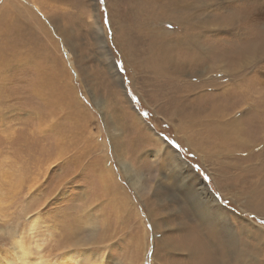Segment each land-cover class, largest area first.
I'll use <instances>...</instances> for the list:
<instances>
[{
	"label": "rangeland",
	"instance_id": "rangeland-1",
	"mask_svg": "<svg viewBox=\"0 0 264 264\" xmlns=\"http://www.w3.org/2000/svg\"><path fill=\"white\" fill-rule=\"evenodd\" d=\"M162 1L37 0L42 16L30 0H0L1 18L25 4L29 25L36 17L47 31L27 47L16 40L17 55L0 40V260L21 238L51 264L76 251L100 264H201L213 249L193 198L227 221L246 264L264 263V49L231 74L243 57L234 52L264 39V0L195 1L197 22L210 26L199 41L228 54L203 58L215 65L207 72L172 75L147 62L155 36L177 31L173 14L183 15ZM217 101L225 108L212 124L176 114Z\"/></svg>",
	"mask_w": 264,
	"mask_h": 264
},
{
	"label": "bare ground",
	"instance_id": "bare-ground-1",
	"mask_svg": "<svg viewBox=\"0 0 264 264\" xmlns=\"http://www.w3.org/2000/svg\"><path fill=\"white\" fill-rule=\"evenodd\" d=\"M23 1H24V3H26L25 0H23ZM46 1L47 0H42V3L43 4L46 3L48 5V2H46ZM48 1H51V2L56 1V3H57V1H61V0H48ZM195 1H198V0H192V1H188V0H163L161 2V4H163V2H164V5H167V8H170V6H172L174 11H177L178 9L183 10V15H181V16H178L177 13L173 14L179 23V28L177 29V31L166 33V32H164L165 30H163L162 33H164V35L167 34V36H165V37H163V36L160 37V36L156 35L155 40L152 44L153 47H151V49H150V55L147 58V62L148 61L152 62L155 68L161 69L163 71L162 73H165L166 75L167 74L172 75L175 73H179V74L184 73L185 74V72L188 71L187 65L191 66L190 74L191 73L193 74V73L199 72V71H201V72L206 71L207 72L208 68H210L209 70H212L215 67V65H211V64L206 65L203 63L206 66L205 67H204V65L200 66L204 60L203 58L210 57V56L220 58V57L228 54V53H219L220 48L217 49L216 46H214V47L204 46L199 41V39H198L199 30H201L202 28L206 29L207 27H210V26L205 25V24H200V22L199 23L197 22V18L199 15H197V14H195V12H193V6H194L193 3ZM36 2H37V0H30V6L33 7L42 16H45L43 11H41L43 9V8H41V4L39 6V5H37ZM54 6L55 5L53 4L52 7H54ZM158 7L160 8V6H158ZM168 11H170V10H168ZM194 14L196 16H194ZM32 15L33 14L25 6V4H23V6L10 5V6H7L6 9H3V17L2 18L0 17V21H1L0 22V40H3L6 38L5 40L8 42L7 50L11 51V53L12 52L15 53V55L19 54V52L17 51L18 49H16L17 45H14V43H16L15 42L16 40H18L19 42H23L25 47H27L29 45L31 38H34V36H36L37 39H39L43 42H44V40H46L45 34L47 35V33H46L47 31L43 26L37 25V18L36 17H35L36 27L29 25L28 20H29V18H31ZM0 16H1V14H0ZM33 19H34V17H33ZM192 20H194L195 22H193ZM195 23H198V25ZM38 28L40 29V31L42 33H38ZM36 42H38V41H36ZM259 42L260 43L257 46H255L254 48L252 47V49L249 47H246V48H242V50L240 52H239V49H237V51L234 52V54H236L238 52L237 54L240 56L243 55V57L240 61H238V62L233 61L231 63V66H232L231 74H233V73L236 74L237 71L240 69V67H245L251 63V60L253 57V56L251 57V53H253L255 56L257 54L262 53V50L264 49V39L259 41ZM24 45H22V46H24ZM44 45H45V47H47L46 43H44ZM248 46L251 47L253 45H248ZM21 48H23V47H21ZM183 49H185V51H186L185 54H184V52H181V51H183ZM177 53H179V54H177ZM124 54H126V53H124ZM182 56H184L185 58L184 57L181 58ZM211 66H213V67H211ZM216 86L217 85H215V87ZM221 90H222L221 95H223V96L225 95L224 97L220 96L221 102H222L225 99V97L227 96L228 90L226 88H222ZM186 96H187V94H186ZM186 96H182V97L187 98ZM224 108H225L224 102L218 103V101H217V103H215L211 106L205 105V106H203V108L200 106L197 108H192L191 110L186 109V107L184 109L179 108V109H177L178 111H176V114L180 113V115H184V114H182V112L185 114L188 113L189 117H193V119L197 118L196 119L197 122H199V120H200V121H203V124L208 125V124H212V123H210L211 120L208 119L207 117L211 118V116L214 113L216 115V118H217V111L224 109ZM206 110L208 112L204 113L202 115V117L199 118L200 117L199 115L202 113V111L205 112ZM234 123H235V119H230L228 121V125L230 127L231 126L234 127ZM221 124H222V122H221ZM217 129H219V128H217ZM226 129H227V127H226ZM236 130H235V132H236ZM205 131H206V129H205ZM211 131L212 130H210V132ZM228 131H229V129H228ZM227 141H229V140H227ZM122 160H125V159L122 158ZM123 163L124 162L122 161L121 166L123 167L124 174H126L129 177L130 183L134 187L133 189L134 190L137 189L139 191L145 190L146 185L142 182V178L140 177V175H137L136 173L131 172L132 170L130 169V167L127 166L126 164H123ZM111 181H112L111 184L115 185V183H114L115 180L114 181L111 180ZM104 190L107 192L109 191V184L108 183L105 184ZM188 201L190 202L193 209L196 211V217L202 222L203 226L201 229L199 228V230H203V229L206 230L207 232H209V235H208L209 238H211L208 241L212 245L213 250H211V249H207L208 251L202 250L203 254H205V256L203 257L204 263L202 262L201 264H246L247 262H249L248 260L250 259L249 258L250 257V251H246V249H245L246 247L240 248L242 246L241 242H239V240H237L234 237L236 235H234V232L231 230L230 226L227 224V221L224 218H222L220 215L219 216L214 215V214H217V212L209 211L207 208H205L203 205H201V203L198 199L191 198V199H188ZM186 219H189V221L191 220L188 217ZM216 221H219V222H216ZM185 227H186V225L183 221H178V223L176 224L177 229L178 228L183 229ZM33 229L36 230V228L32 227L29 232H31ZM241 229H242V227H241ZM37 232L39 233L40 231H37ZM30 235H31V233H30ZM37 241L38 240H36L35 243ZM154 241L157 242V239L154 238ZM160 241H162V240H160ZM196 241L199 242V240H196ZM205 241L206 240H204V242ZM14 242H15L14 246L12 247L11 251H9L10 256L8 258H6L5 260H0V264H51V263H49L50 261L49 262L46 261L47 259L44 261V260H42V258L40 256H36V254L31 251L32 249H31L30 244H32V243L29 242L30 243L29 244L26 241V243H28V244H25L21 238L14 239ZM183 242H184V240H183ZM192 246H194V245H192ZM207 246L208 245L204 246L203 249H206ZM163 248H164L165 252H169V253H173L174 251H177V252H182L184 254H188V257H192V255H194V253H193L194 250L192 251L193 248H190L189 246L182 247V246H175V244L174 245L163 244ZM198 251H200V248L198 249ZM212 251L217 252L218 256H214L212 254ZM196 257H198V256H196ZM63 258H64L65 262L68 264H74V262H77L78 260L83 262V264H100V262H98L96 259L92 260L87 251H83L81 254L79 253V251H76V254L75 253H73V254L66 253ZM65 262L61 261V262H55L53 264H65ZM197 262H196V264H197ZM188 264H190V263L188 262Z\"/></svg>",
	"mask_w": 264,
	"mask_h": 264
},
{
	"label": "snow or ice",
	"instance_id": "snow-or-ice-1",
	"mask_svg": "<svg viewBox=\"0 0 264 264\" xmlns=\"http://www.w3.org/2000/svg\"><path fill=\"white\" fill-rule=\"evenodd\" d=\"M100 2H101V3H103V2H104V0H100ZM167 26H168L169 28H171V27H172V25H171V24H168ZM262 27H264V25H262Z\"/></svg>",
	"mask_w": 264,
	"mask_h": 264
}]
</instances>
